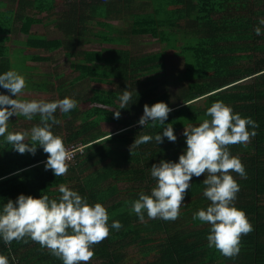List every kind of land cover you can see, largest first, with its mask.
<instances>
[{
    "label": "trees",
    "instance_id": "trees-1",
    "mask_svg": "<svg viewBox=\"0 0 264 264\" xmlns=\"http://www.w3.org/2000/svg\"><path fill=\"white\" fill-rule=\"evenodd\" d=\"M261 17L264 0H0V73L23 71L28 77L18 99L36 95L31 92L55 91L50 76L33 79L28 64L51 60L30 53L35 51L52 54L62 50L71 60L75 82L87 80L110 87L94 88L91 96L76 98L77 107L67 114L55 113L59 123L53 133L59 135L62 126L64 144L82 146L66 161L68 172L63 176L45 170L47 154L41 148L34 156L21 155L0 137V206L20 194L57 198L61 184L86 196L90 204L101 203L108 211V223L119 220L123 227L110 229L105 240L93 245L88 264H264V35L254 33ZM110 21L122 22L127 28ZM41 24H52L62 37L36 35L31 28ZM16 32L26 39L15 48L19 42L11 38ZM143 36L155 37L162 50L135 56L130 49H114V55L107 57L108 49H82L92 40L126 46L132 38ZM166 56L182 59L180 84L165 73ZM171 86L178 88L176 103ZM58 88L63 99L65 90ZM126 88L133 93L132 99L120 110L119 96ZM0 92L7 94L4 89ZM218 100L258 124L248 143L228 146L247 174L241 179L232 173L240 186L234 203L252 225V231L241 237L239 254L232 258L209 248V226L193 219L195 212L210 203L202 194L203 175L193 177L183 201L186 206L176 220L149 219L145 214L140 222L131 211V202L155 186L149 168L161 160L177 161L185 148L183 129L189 123H202L206 109ZM156 102L173 109L165 124L173 125L176 142L165 138L157 146L153 141L130 149L136 137L162 133L159 123L144 128L137 124L143 106ZM114 110H120L119 119L113 118ZM33 120L40 123L39 115ZM102 124H115L117 129L104 131ZM27 142L31 143L30 138ZM25 240L11 245L0 241V254L8 256L10 264H62L50 250Z\"/></svg>",
    "mask_w": 264,
    "mask_h": 264
},
{
    "label": "clouds",
    "instance_id": "clouds-1",
    "mask_svg": "<svg viewBox=\"0 0 264 264\" xmlns=\"http://www.w3.org/2000/svg\"><path fill=\"white\" fill-rule=\"evenodd\" d=\"M254 33L264 35V17L258 19ZM25 88L26 79L17 71L0 73V89L7 90V94L0 92V137L21 155L34 156L37 148H41L47 154L43 162L45 170H51L55 177L63 176L68 172L69 156L62 137L52 131L59 123L55 113L59 110L67 114L78 102L67 96L53 101L18 99ZM132 95L127 88L121 91L120 110L129 106ZM120 110L112 112L114 119L120 118ZM172 111L164 102L145 104L137 124L144 128L159 123L163 131L154 136L136 137L130 149L153 141L157 146L164 143L165 138L175 143L173 125L165 124ZM18 115L29 121L39 115L40 123L30 130L9 131V118ZM205 117L199 125L189 123L183 129L185 148L177 161L161 160L149 168L155 186L150 193L141 192L138 199L131 202V211L140 222H144L145 214L149 219L174 221L186 206L183 201L192 187L193 177L203 175L202 194L210 203L195 212L193 219L209 226L207 246L232 258L239 254L241 237L252 231V225L245 212L234 203L240 186L232 173L241 179H246L247 174L240 158L232 155L228 146L248 143L256 135L258 124L219 100L206 109ZM29 138L31 143L27 142ZM59 193L57 198L20 194L15 200L8 199L0 206V241L11 245L13 241L27 242V238L50 250L62 264H88L94 255L93 245L105 240L110 229L118 231L123 225L119 220L109 224L108 211L101 203L90 204L86 196L66 185L59 186ZM0 264H10L9 257L0 254Z\"/></svg>",
    "mask_w": 264,
    "mask_h": 264
},
{
    "label": "rangeland",
    "instance_id": "rangeland-1",
    "mask_svg": "<svg viewBox=\"0 0 264 264\" xmlns=\"http://www.w3.org/2000/svg\"><path fill=\"white\" fill-rule=\"evenodd\" d=\"M61 8H58L57 11H61ZM50 19V18H49ZM49 19L45 20L44 23H46ZM111 24L116 25L118 27H122L121 29H126L127 26L123 25L122 22L119 21H110ZM31 30L36 33V35H46L47 38L49 39H57L62 37L61 33H59L58 29L56 30L54 26L51 25H35L32 26ZM126 36L125 34H122ZM13 41L19 42V44L15 45V48L18 47L19 45L21 46L22 42L26 39V36L20 32H16L12 35L11 38ZM163 45L157 41L155 37H150V36H143L141 38H132L131 43L129 45L123 46V45H108V44H102L99 43L95 40H92L91 43L85 45L82 47L83 50L88 51V50H93V51H101V50H107L105 51L104 55L105 56H112L114 55L113 51L114 49L118 50H131L133 52V55H144V54H155L159 51L162 50ZM32 54H37L40 56H50L51 60L48 62H31L28 65L32 67V73H33V79L35 81H42L45 76H50L52 83L54 85L55 91L48 93L50 97H46L45 93H39V92H31L32 94H36L35 96L25 98L23 100H31V99H42L46 101H51V99H61V96L59 95V88L62 87L65 91L63 94L67 97H71L73 99H84L89 96H91V90L94 88L97 89H108L110 88L108 85L102 86V85H96L93 83L88 82L87 80L85 81H77L75 82L74 77L76 76V73L73 71L71 67V60L66 57L64 52L62 50L48 54V53H41L39 51L35 52H30ZM18 71H22L19 69ZM164 71L165 73L174 81L177 83L180 82L179 78L183 75L184 73V63L182 59L174 57V56H166L164 60ZM20 73V72H18ZM21 74V73H20ZM23 71H22V74ZM57 76L59 78H57ZM25 79H27V76H24ZM160 78V76H159ZM65 81V82H62ZM70 81H72L70 83ZM180 84V83H179ZM178 88L175 86L170 87V94L173 95L172 102L176 103L175 99V94L176 90ZM26 90V88L24 89ZM50 99V100H49ZM82 103V102H81ZM38 116V115H36ZM61 125L65 126L63 124V120H61ZM39 124L38 122L34 120H27L23 116H17V117H10L9 118V131H21V130H30L31 127L34 125ZM79 121L75 122V125H78ZM14 125H17V128H12ZM102 130L104 131H115L117 129V125L115 124H102L101 125ZM15 129V130H14ZM183 132V131H182ZM58 134L62 136L64 139H66V131L60 127L58 130ZM71 144H75L76 146H71ZM71 144H65V147L68 150L70 149H78L82 146H79L77 144L81 143H71Z\"/></svg>",
    "mask_w": 264,
    "mask_h": 264
},
{
    "label": "built area",
    "instance_id": "built-area-1",
    "mask_svg": "<svg viewBox=\"0 0 264 264\" xmlns=\"http://www.w3.org/2000/svg\"><path fill=\"white\" fill-rule=\"evenodd\" d=\"M76 150L81 151L82 150V147H80L78 149L74 148V149L68 150L67 152H68L69 159L67 161L72 160V158L74 157V154H75V151Z\"/></svg>",
    "mask_w": 264,
    "mask_h": 264
}]
</instances>
